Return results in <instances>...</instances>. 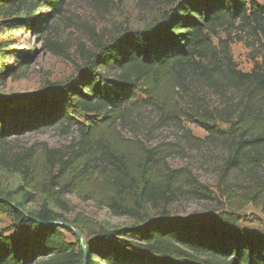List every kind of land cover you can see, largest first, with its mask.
<instances>
[{
    "label": "trees",
    "instance_id": "1",
    "mask_svg": "<svg viewBox=\"0 0 264 264\" xmlns=\"http://www.w3.org/2000/svg\"><path fill=\"white\" fill-rule=\"evenodd\" d=\"M62 2L0 0V61L14 54L7 35L30 33L47 8L50 21L59 19L47 28L43 21L37 26L40 36L46 33L40 49L65 59L59 40L66 27H61ZM249 2L170 0L171 8L143 32L95 43L75 77L48 87V93L32 100L0 98V147L8 137L53 127L77 132L65 152L43 151L39 185L35 166L16 163L25 186L45 200L36 213H26L31 193L20 202L13 193H0V218L12 222L10 230L0 228V264H83L84 258L85 264H264V227H245L236 214L252 205L264 215L263 183L222 181L217 193L226 211L209 222L173 219L164 210L179 196L209 200L212 193L190 170L169 167L172 145L147 148L120 132L132 109L154 108L160 122L196 125L206 134L203 140L219 143L228 154L222 176L264 171V58L253 56L251 70L243 73L230 51L232 32L264 36V7ZM29 64L26 53L13 71ZM189 76L217 90L227 83L242 94L241 102L233 109L210 107L207 99L190 93ZM66 195L101 203L115 216L139 218L147 206L161 211L142 228L106 232L68 222L56 211L66 210Z\"/></svg>",
    "mask_w": 264,
    "mask_h": 264
},
{
    "label": "rangeland",
    "instance_id": "2",
    "mask_svg": "<svg viewBox=\"0 0 264 264\" xmlns=\"http://www.w3.org/2000/svg\"><path fill=\"white\" fill-rule=\"evenodd\" d=\"M249 1L264 7V0ZM62 3L64 24L61 23V27H66H63L59 40L64 44L66 58L53 56L40 49V41L46 33L40 36L42 30H38L37 26L41 27L43 21L47 28L59 19L53 17L54 20L50 21L51 14L47 8L37 16L35 27L30 33L21 29L5 38L8 42L11 41L14 54L0 61V98L32 100L41 97L50 91L48 87L74 78L77 69L84 67V59L93 52L95 43H112L114 39L121 38L123 33H141L157 23L162 13L171 8L170 0H63ZM35 32L37 34L32 35ZM229 37L232 39L230 51L239 71L247 73L251 70L253 56L258 55V61L264 58L262 34L255 36L247 34V31H236L230 33ZM222 39H225L224 35ZM81 46L83 50H80ZM26 53L30 58L28 68L22 72L13 71ZM187 83L190 93L207 99L210 107L233 109L242 99L240 92L224 82L218 90L194 76H189ZM120 132L123 139L147 148L172 145L174 151L167 160L169 167L190 170L196 180L212 193L209 200L188 194L179 196L164 210L173 219L209 222L226 211L225 200L217 193V186L222 185V181L240 186L254 181L264 184V171L258 169L250 173L228 172L222 176L224 162L228 157L223 147L219 143L203 140L206 134L196 125L178 120L168 124L160 122V116L154 108L132 109L128 118L122 122ZM76 136L75 127L59 126L6 138L0 147V193H13L16 202L23 199L25 192L31 193V199L24 203L23 211L36 213L45 196L37 189L25 186L22 175L17 172L16 163L23 161L27 166H35V181L41 176L43 151L47 149L65 152L75 142ZM35 183L39 185L38 182ZM62 202L66 210H55L68 222L88 223L106 232L142 228L155 220L161 211V208L154 210L147 206L140 212L139 218H130L124 215L115 216L101 203L74 195H66ZM236 214L243 220L245 227H264V215L252 205L244 207ZM11 224L10 219L0 218V228L4 232L10 230ZM64 238L69 243L74 242L73 237L68 234ZM82 241V237L79 238V243Z\"/></svg>",
    "mask_w": 264,
    "mask_h": 264
},
{
    "label": "water",
    "instance_id": "3",
    "mask_svg": "<svg viewBox=\"0 0 264 264\" xmlns=\"http://www.w3.org/2000/svg\"><path fill=\"white\" fill-rule=\"evenodd\" d=\"M67 228H69L70 226L69 225H65ZM75 234L78 236V238H81L82 237V234L80 232H77L75 231ZM83 264H85V258L83 260Z\"/></svg>",
    "mask_w": 264,
    "mask_h": 264
}]
</instances>
